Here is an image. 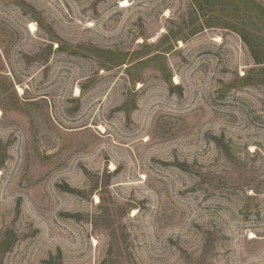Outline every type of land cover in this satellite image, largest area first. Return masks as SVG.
Instances as JSON below:
<instances>
[{
  "label": "rangeland",
  "instance_id": "374dc122",
  "mask_svg": "<svg viewBox=\"0 0 264 264\" xmlns=\"http://www.w3.org/2000/svg\"><path fill=\"white\" fill-rule=\"evenodd\" d=\"M209 2L0 0V264H264V0Z\"/></svg>",
  "mask_w": 264,
  "mask_h": 264
},
{
  "label": "trees",
  "instance_id": "16d2710c",
  "mask_svg": "<svg viewBox=\"0 0 264 264\" xmlns=\"http://www.w3.org/2000/svg\"><path fill=\"white\" fill-rule=\"evenodd\" d=\"M229 4H231L233 1L235 0H226ZM238 1L239 3L243 4L244 7H248L251 0H236ZM192 3L195 5V7L203 12V10L206 8V7H209L211 6V2H209V0H192ZM216 5H218V1L216 3ZM255 7H258V9L260 11H262L263 9L259 6H257V4L255 5ZM261 13V12H260ZM260 18H258V21H261L263 27H264V16L263 14L261 13V15H259ZM250 19H251V16H250ZM261 25V24H260ZM210 28V26H209ZM242 39L244 40V42L248 45L250 51H251V54L256 62L257 65H260V64H264L263 62V57H264V44H262L261 42L264 40L263 38H259L261 37L259 35V37H255L254 35L251 36V34H240ZM250 36V38H249ZM257 41H260L259 43Z\"/></svg>",
  "mask_w": 264,
  "mask_h": 264
},
{
  "label": "bare ground",
  "instance_id": "6f19581e",
  "mask_svg": "<svg viewBox=\"0 0 264 264\" xmlns=\"http://www.w3.org/2000/svg\"><path fill=\"white\" fill-rule=\"evenodd\" d=\"M122 3H123V6H126V5H127V2H126V1H123ZM30 27H31V30H32V31L36 30L34 24H32ZM20 90H21V89H20Z\"/></svg>",
  "mask_w": 264,
  "mask_h": 264
}]
</instances>
